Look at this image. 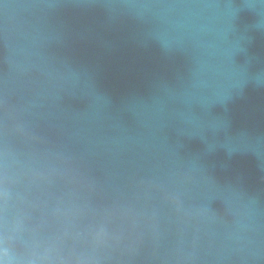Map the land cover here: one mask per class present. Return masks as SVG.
<instances>
[{"label": "water", "instance_id": "1", "mask_svg": "<svg viewBox=\"0 0 264 264\" xmlns=\"http://www.w3.org/2000/svg\"><path fill=\"white\" fill-rule=\"evenodd\" d=\"M0 264H264V0H0Z\"/></svg>", "mask_w": 264, "mask_h": 264}]
</instances>
